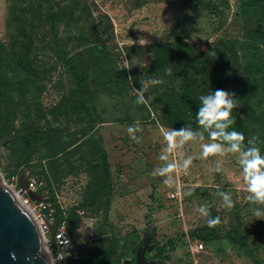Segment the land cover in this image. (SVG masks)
<instances>
[{"label": "rangeland", "instance_id": "374dc122", "mask_svg": "<svg viewBox=\"0 0 264 264\" xmlns=\"http://www.w3.org/2000/svg\"><path fill=\"white\" fill-rule=\"evenodd\" d=\"M239 10V0H0V54L7 61L12 43H23L26 62L6 71L7 101L0 95V174L27 206L66 223L73 264L133 262L144 241L146 261L160 264H264V220L254 215L264 204L248 199L241 153L204 158L202 145L217 129L199 123L184 128L196 138L171 153L164 139L180 130L163 110L165 92L181 84L176 55L201 62L220 52L232 67L240 43L251 42ZM143 89L152 106L136 102ZM136 123L133 140L127 128ZM234 125L245 137L241 151L255 146L264 156L256 123L244 117ZM188 157L187 171L171 174L174 185L152 175Z\"/></svg>", "mask_w": 264, "mask_h": 264}, {"label": "trees", "instance_id": "16d2710c", "mask_svg": "<svg viewBox=\"0 0 264 264\" xmlns=\"http://www.w3.org/2000/svg\"><path fill=\"white\" fill-rule=\"evenodd\" d=\"M239 3L241 10L238 12L241 13L243 19L249 20L251 23L244 30V38L251 42L240 43L239 48L242 53L237 56V51H234L235 61L232 67H229L227 60L220 52L215 60L208 59L201 62L194 60L191 55L185 57L180 54L176 55L179 62V74L182 77L181 84L179 88H171L165 92L166 94L164 93L168 97L166 100L170 99L171 101L169 104L165 101L163 106V110L168 112L169 122L174 128L182 129L198 123L196 116L200 107V96L207 95L214 89H223L229 93H235L236 103L239 105L233 109L232 117L238 121L244 117L254 121L257 125L256 131L264 134V59L262 50L259 49V47L264 48V43L261 41L264 40V0H239ZM258 39H261V43H258ZM230 44L233 49L237 46V43L234 42ZM11 46L12 54L7 61L0 54V95L1 100L5 99V101H7L6 91L10 85L6 71L9 69L24 70L23 67L26 65L22 51L25 45L12 43ZM156 48H160V45H157ZM231 48L229 49L231 50ZM68 71L77 84L81 85V90L88 87V81L84 74L74 65ZM190 98L192 104L188 110L185 106ZM148 105L152 106L150 103ZM231 127L234 128L235 125L233 124L229 128ZM10 129L11 127L8 128V130ZM233 130L238 131L236 127ZM33 131L36 133L35 130ZM33 131L32 133H34ZM32 133L28 131V134ZM257 141L260 146H263L264 142L261 138H257ZM249 147L246 145V148ZM260 152L262 151L260 150ZM55 223L59 224L61 221ZM77 259L78 256L69 258L67 264H73Z\"/></svg>", "mask_w": 264, "mask_h": 264}, {"label": "clouds", "instance_id": "9594fccd", "mask_svg": "<svg viewBox=\"0 0 264 264\" xmlns=\"http://www.w3.org/2000/svg\"><path fill=\"white\" fill-rule=\"evenodd\" d=\"M149 83L155 85L162 83V81L159 79H152ZM145 90L146 89H143L137 92L136 102L138 104H149V101L144 99ZM199 99L200 107L196 116L198 123L205 130L212 129L213 127L217 129L216 131L209 132V137L213 142L202 145L203 157L207 158L210 155L224 156L226 155V152L241 153V159L239 162L243 166L245 179L247 181V190L251 194L248 196V199L253 202L264 204V156L261 155L260 149L255 146L241 151V146L245 141L243 133L234 130L226 131V129L235 123V119L232 117V111L239 106L236 103L237 99L235 97V93H229L223 89H214L207 95H201ZM140 130L141 128L138 123L127 128V132L133 140H137V138L132 134ZM196 135L197 134H194L190 130L184 128L178 131L172 129L165 132L164 139L167 142V151L171 153L174 149L183 147L186 142L194 140ZM201 139H203L202 135ZM221 139L229 145L227 150L222 143L215 142ZM249 143L251 144L252 142L249 141ZM159 158L166 161L168 156L161 155ZM191 164L192 157H188L183 161L182 165H179L176 162L169 163L166 167H162L154 171L152 175L166 176L167 178L164 180V184L172 186L176 182L173 181L171 174L173 172L179 173L181 168L184 171H187ZM215 170L220 171L219 168ZM219 195L223 198L224 206L228 210H232L235 204L231 196L225 192H220ZM198 211L203 216H209L207 208L203 205L199 207ZM254 215L257 219L264 220L261 219L264 217V212L259 209L255 210ZM207 223L209 227H215L220 223V218L216 217L214 219H209ZM67 242L70 243L68 240Z\"/></svg>", "mask_w": 264, "mask_h": 264}, {"label": "water", "instance_id": "95a60500", "mask_svg": "<svg viewBox=\"0 0 264 264\" xmlns=\"http://www.w3.org/2000/svg\"><path fill=\"white\" fill-rule=\"evenodd\" d=\"M21 187L25 188V184H21ZM146 242L137 249L133 262L124 260L122 264H160L146 261ZM0 264H53L38 221L23 200L15 197L14 191L5 184L1 174Z\"/></svg>", "mask_w": 264, "mask_h": 264}, {"label": "built area", "instance_id": "2783aa9c", "mask_svg": "<svg viewBox=\"0 0 264 264\" xmlns=\"http://www.w3.org/2000/svg\"><path fill=\"white\" fill-rule=\"evenodd\" d=\"M35 181L28 183L30 188L34 187ZM27 200L24 201L26 204ZM32 214L38 221L40 229L44 235V242L47 249L50 250V256L53 264H67L69 258H76L72 250L70 231L64 222L56 224L51 214L44 213L37 206H28ZM37 207V208H36ZM52 233V236L51 234ZM53 240V243H52ZM67 240L70 242L68 243ZM52 244L53 249H51Z\"/></svg>", "mask_w": 264, "mask_h": 264}, {"label": "bare ground", "instance_id": "6f19581e", "mask_svg": "<svg viewBox=\"0 0 264 264\" xmlns=\"http://www.w3.org/2000/svg\"><path fill=\"white\" fill-rule=\"evenodd\" d=\"M24 183H25V180H22L21 182H20V184H23V186H24ZM14 191V190H13ZM26 191L31 195V191L30 190H27L26 189ZM14 194H15V197L18 199V200H21V196L18 194V193H15L14 192Z\"/></svg>", "mask_w": 264, "mask_h": 264}]
</instances>
